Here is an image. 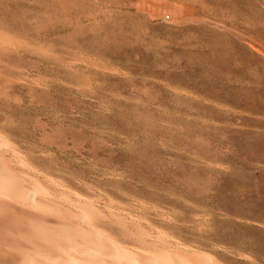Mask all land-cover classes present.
<instances>
[{"label":"rangeland","instance_id":"obj_1","mask_svg":"<svg viewBox=\"0 0 264 264\" xmlns=\"http://www.w3.org/2000/svg\"><path fill=\"white\" fill-rule=\"evenodd\" d=\"M0 34V138L85 227L264 264V0H0Z\"/></svg>","mask_w":264,"mask_h":264},{"label":"bare ground","instance_id":"obj_2","mask_svg":"<svg viewBox=\"0 0 264 264\" xmlns=\"http://www.w3.org/2000/svg\"><path fill=\"white\" fill-rule=\"evenodd\" d=\"M4 37L0 34V44L11 41L9 37L5 35ZM26 163L24 164L22 160H18L13 156L11 150L7 147L6 141L0 138V264H216L211 255L182 251L183 249L181 250L176 247H169L161 244L164 240L159 241L153 231L150 230V227L149 229L146 228L145 231L143 230L144 233H142V230H139L140 234L142 233V236L139 237L140 241L143 242H140L143 245V251L138 250V248H133L134 246H122L120 239V245L107 243L105 240L106 238L104 237V239L101 236L100 229L95 230L85 227L87 225L84 224V226L81 223L83 220L81 222L79 221L80 219H88L90 213L84 210H77L70 204L81 205L82 200L77 197L68 196L67 204H65L64 200L63 203L59 202L60 200H58L59 198L57 199V196L61 195V197H63L64 194L62 195V192L57 189L58 186L55 188L52 186L55 183L50 185L47 183V180L45 181L41 177L42 175L40 176L39 174H35V172L33 173L27 170L24 166ZM31 166L32 164L30 167ZM39 169L40 168H38V170ZM44 174L46 175V173ZM59 188H63V186H59ZM68 190L70 189L68 188ZM75 193L74 191V194ZM99 196H101V194H99ZM121 204L122 203H120V206ZM90 206L94 214L103 220L116 223L122 221L126 223V226L122 227L128 228V232L132 238L135 237L132 235L139 234L138 231H136V223L138 221L135 222L133 217L131 218V216L122 214V211L117 212L114 210L115 213H112L110 210L108 211V209L101 206L99 202H94ZM61 207L62 209L64 208L71 225L58 222L45 223L46 220L43 217L48 215L46 214L45 216L44 214V216L42 215L41 217L40 214L49 213L59 217L58 210ZM124 211L126 210L124 209ZM128 212L130 213L129 210ZM91 217L92 216H90V218ZM138 219L140 218L138 217ZM90 220H92V218ZM139 221L141 222L143 220ZM90 223H88V226L91 227L95 225L96 221L93 222L94 224L92 225ZM98 225L99 224H97V226ZM117 228L115 227L114 229ZM154 230L156 231V229ZM156 233L158 234V232ZM102 234L104 236L103 232ZM126 238L127 237H125V239ZM136 238L134 239L136 240ZM110 242L113 243V240ZM166 243L168 244V242ZM129 244L130 243H128V245ZM11 251L15 254V258L12 261L6 258V253ZM244 257L245 256H243V259Z\"/></svg>","mask_w":264,"mask_h":264}]
</instances>
